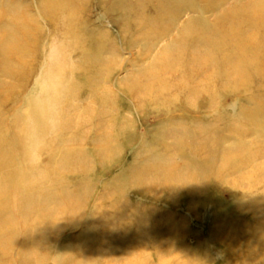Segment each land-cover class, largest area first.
<instances>
[{
	"label": "rangeland",
	"instance_id": "obj_1",
	"mask_svg": "<svg viewBox=\"0 0 264 264\" xmlns=\"http://www.w3.org/2000/svg\"><path fill=\"white\" fill-rule=\"evenodd\" d=\"M3 1L0 28L12 26ZM7 1L24 18L9 36L25 31L29 51L22 67L0 52V146L17 192L9 198L15 206L29 178L39 189L34 202L46 195L54 213L28 219L25 247L18 228L5 234L0 264H264V0H169L161 12L169 19L159 22L155 7L165 0H66L71 14L55 21L43 0ZM67 17L81 42L66 38ZM98 41L107 47L101 54ZM71 82L79 84L69 93L75 108L64 116L51 101L70 102L60 90ZM92 85L100 99L109 93L104 105ZM34 107L35 120L26 115ZM37 120L44 138L35 143ZM98 134L105 137L94 144ZM61 149L81 154L82 164L56 166L68 172L54 182L50 159ZM7 211L2 222H26ZM141 227L147 246L135 242Z\"/></svg>",
	"mask_w": 264,
	"mask_h": 264
},
{
	"label": "bare ground",
	"instance_id": "obj_2",
	"mask_svg": "<svg viewBox=\"0 0 264 264\" xmlns=\"http://www.w3.org/2000/svg\"><path fill=\"white\" fill-rule=\"evenodd\" d=\"M4 1H6V2H4ZM3 2V7L5 8V10H3L4 11V13L2 12V14H4L3 16L4 17H8V18H11V20H12V26L11 25H8V26H6V25H3L0 29H1V34H0V52L1 53H4L5 54V56H6V58L7 57H14L17 61H19L21 64L19 65L20 67H22L23 65V63H22V61L24 60V58H26V56H27V54H28V47H27V42H26V37H27V34H26V32L25 31H21V33H18V35L16 36V37H10L9 36V30H11V29H13V28H17V29H20V28H22L21 27V24L23 23L24 24V18H19V16H18V14L16 13V11H13L12 9H11V7H8L9 5L7 4L8 3V1L7 0H4ZM169 0H165L164 2H165V5L163 6V5H161V1H158V3L156 4V7H155V9L156 10H158L159 12H156V14H155V19H154V21H164V20H168L169 19V15H170V12L169 11H167L166 12V14H167V16H165V17H162V14H161V12H162V9L165 7V6H168V5H170V2H168ZM173 1V0H172ZM65 2H66V0H64V1H62V0H43V8L46 10V11H44V13H47V16H49V17H51V19L53 20V21H55L57 18H58V16H61V14L62 13H64L63 15H65V12L67 13V12H69V6L67 5V4H65ZM80 2V1H79ZM211 2V1H210ZM252 2V1H251ZM75 3V2H74ZM204 3V2H203ZM11 4V3H10ZM125 4V3H124ZM205 4V3H204ZM7 5V6H6ZM172 5V4H171ZM244 5V4H243ZM249 5H251V4H249ZM249 5H247V6H249ZM189 6V5H188ZM73 7V6H72ZM116 7V6H115ZM206 7V6H205ZM212 7V6H211ZM176 8V7H175ZM246 8V7H245ZM264 8V7H263ZM205 9V8H204ZM240 9V8H239ZM244 9V8H243ZM245 10H247L248 12H250V13H254V16H255V14H259V13H257L258 12V10H256L255 8H251V7H247ZM164 12V11H163ZM173 12V11H172ZM205 12H206V10H205ZM233 12V11H232ZM70 13V12H69ZM193 13V12H192ZM234 13V12H233ZM235 13H236V11H235ZM244 13V12H243ZM262 13V12H261ZM71 14V13H70ZM46 15V14H45ZM185 15V14H184ZM231 15H233V14H231ZM249 15V14H248ZM251 15V14H250ZM261 15V14H260ZM66 16V15H65ZM253 16V17H254ZM167 17V18H166ZM243 17V16H242ZM245 17V16H244ZM63 18V17H62ZM258 18H259V16H258ZM257 18V19H258ZM59 19V18H58ZM218 19V18H217ZM232 19V18H231ZM240 19H241V17H240ZM256 19V20H257ZM59 20H61V19H59ZM65 20H67V26H66V29H65V36H66V38L67 39H69L70 41H72L73 43H76V40H78V42L80 41V39L81 38H83V37H77L76 36V34H73V33H75V32H77V28H78V25L79 24H75L74 23V21H73V19H69L68 17L67 18H65ZM247 20V19H246ZM255 20V21H256ZM58 21V20H57ZM79 21V20H78ZM170 21V20H169ZM252 21V20H251ZM260 21H261V19H260ZM52 22V21H51ZM77 22V21H76ZM242 22H244V21H242ZM248 22V21H247ZM6 24V23H5ZM206 24V23H205ZM261 24V23H260ZM263 24V23H262ZM261 24V25H262ZM63 25H65V24H63ZM177 25V24H176ZM190 25V24H189ZM14 26V27H13ZM62 26V25H61ZM186 26V25H185ZM198 26V25H197ZM208 26V25H207ZM262 26H264V25H262ZM9 27V28H8ZM87 27V26H86ZM196 27V26H195ZM259 27V26H258ZM258 27H256V29H257V31L259 30L258 29ZM182 28V27H181ZM200 28V27H199ZM261 28V27H260ZM23 29V28H22ZM83 29V28H82ZM169 27H165L163 30H162V32L160 33V34H158V37H159V39L160 38H165V37H167L168 36V33H169ZM198 30V29H197ZM12 31H14V30H12ZM196 31V30H195ZM200 31V30H199ZM83 32V34H85L84 32V30L82 31ZM148 32V31H147ZM190 32H192L193 34H195L194 33V30L192 29V30H190ZM171 33V32H170ZM191 33V34H192ZM264 33V32H263ZM262 33V34H263ZM153 34V33H152ZM156 34V33H155ZM58 35V34H57ZM63 36V35H62ZM64 36V37H65ZM191 36V35H190ZM203 36V35H202ZM264 36V35H263ZM64 37H62V38H64ZM85 37V36H84ZM228 37V36H227ZM247 37V36H246ZM202 38V37H201ZM214 38V37H213ZM87 39H89V38H87ZM221 39V38H220ZM201 40V39H200ZM222 41V40H221ZM223 41H224V39H223ZM222 41V42H223ZM81 42V41H80ZM145 42V41H144ZM161 42V41H160ZM179 41H178V39L176 40V38H175V40H172V43L171 44H169V46H167V48H166V50H164V51H166V53H168L169 51H173V50H175V48H177V46H175L177 43H178ZM208 42V41H207ZM226 42V41H225ZM245 42V41H244ZM91 43V42H90ZM105 43V42H104ZM202 43V42H201ZM261 43V42H260ZM85 44V43H84ZM152 44V43H151ZM197 44H199V43H197ZM196 44V45H197ZM250 44H252V42L250 43ZM262 44H263V40H262ZM261 44V45H262ZM69 45V44H68ZM91 45V44H90ZM154 45V44H153ZM247 45H248V43H247ZM73 45H70V48H72L73 49V47H72ZM96 46V50H97V52L98 53H102L104 50H105V48L107 49V47H106V44H103L102 42H97V44L95 45ZM192 46V45H191ZM200 46V45H199ZM244 46V45H243ZM249 46H251V45H249ZM256 46H257V44H256ZM67 47V46H66ZM90 47V46H89ZM145 47V46H144ZM158 47V46H157ZM246 47H248V46H246ZM262 47V46H261ZM69 48V46H68V50L70 49ZM76 48L77 49H79V48H82V45L81 44H76V46H74V50H76ZM250 48V47H249ZM36 49V48H35ZM251 49V48H250ZM249 49V50H250ZM255 49V48H254ZM260 49H262V48H260ZM32 50V49H31ZM83 50H85V49H83ZM82 50V51H83ZM256 50V49H255ZM77 51V50H76ZM79 51H80V49H79ZM191 51V50H190ZM264 51V50H263ZM84 52V51H83ZM82 52V53H83ZM162 52V51H161ZM112 53V48H110V49H108V54H111ZM249 53V52H248ZM81 54V53H80ZM113 54V53H112ZM162 54V53H161ZM243 54V53H242ZM247 54V53H246ZM78 55V54H77ZM106 55V54H105ZM163 55L165 56V53L163 52ZM210 55H212V54H210ZM245 55V54H244ZM80 56V55H79ZM84 56V55H83ZM82 55H81V57L84 59V57H83ZM96 56V55H95ZM94 56V57H95ZM178 56H181V55H178ZM108 57V56H107ZM214 57V56H213ZM81 59V58H80ZM82 59V60H83ZM98 59H99V57H98ZM97 59V60H98ZM104 59V58H103ZM101 60V59H100ZM107 60V59H106ZM9 61V63H11L10 62V60H8ZM81 61V60H80ZM103 61V60H102ZM25 62V61H24ZM82 62V61H81ZM215 62V61H214ZM15 63H17V62H15ZM154 63V62H153ZM26 64V63H25ZM81 64V63H80ZM89 64H91V62L89 63ZM102 64V63H101ZM162 64V63H161ZM202 65V64H201ZM91 65H88L87 66V68H89ZM153 66V65H152ZM10 67H13V65H12V63H11V65H10ZM104 67V66H103ZM102 67V68H103ZM150 67V66H149ZM160 67V66H159ZM200 67V66H199ZM18 68V67H17ZM54 69V68H53ZM149 69V68H148ZM153 69H154V66H153ZM183 69V68H182ZM90 71H89V73H91L92 71H94V70H91V69H89ZM150 70H152L151 68H150ZM196 70V69H195ZM199 70H200V68H199ZM154 71V70H153ZM192 72V71H191ZM198 72V71H197ZM97 73V72H96ZM193 73V72H192ZM195 73V72H194ZM99 74V73H98ZM158 75V74H157ZM192 75V74H191ZM184 76H186V75H184ZM190 76V75H189ZM97 77H98V75L97 76H95L94 78H93V80L94 79H97ZM156 78V77H155ZM190 78V77H189ZM85 79V78H84ZM74 81V80H73ZM95 81H97V80H95ZM99 81V80H98ZM190 81H191V78H190ZM75 82H77V81H75ZM100 83V82H99ZM172 83V82H171ZM186 83H188V82H186ZM185 83V84H186ZM178 84V83H177ZM210 84V83H209ZM208 84V85H209ZM79 84L78 83H69V84H66V87H62L63 88V90H60V94L61 95H63V96H65V95H67V100H69L70 98H71V96L69 95V93H71V90H73L72 88H74V87H76V86H78ZM208 87V86H207ZM92 88H94V90H93V94L92 95H94V96H97L98 97V95L99 94H97V93H99V91H100V89L99 90H97V88H96V86L94 85V87H93V85H92ZM98 88H99V85H98ZM152 88V87H151ZM161 89V88H160ZM159 89V90H160ZM97 90V91H96ZM148 90V89H147ZM152 90V89H151ZM158 90V89H157ZM103 91V90H102ZM105 91V90H104ZM54 92V91H53ZM97 92V93H96ZM150 92V91H149ZM55 93V92H54ZM101 93V92H100ZM157 93H159V91L157 92ZM85 94H87V93H85ZM108 94L109 93H107V92H105L104 93V95L103 96H100L102 99H100L99 97V101H100V106H101V104H102V102H103V99H104V102L106 101V96H108ZM85 97V96H84ZM90 97V96H89ZM92 98V97H91ZM92 99H94L95 101H96V98L94 97V98H92ZM71 101L70 102H64V101H62V102H53V101H51L52 103H51V105L52 106H54V109H56V111L57 110H59V114H61V115H64V113H63V111L62 110H64L65 108H75V104H74V100L71 98L70 99ZM94 101V102H95ZM97 104H98V101H97ZM102 105H104V104H102ZM51 106V107H52ZM78 106V105H77ZM98 107V106H97ZM39 110H37L35 107L33 108V109H31V110H29V111H27L26 112V115H27V117H29V118H31V119H37V117H38V114H39V112H38ZM73 112V111H72ZM74 115V114H73ZM65 116V115H64ZM76 117H80V115H75ZM71 118H72V116H69V117H66L65 118V124L67 125L69 122H70V120H71ZM102 126V125H101ZM35 128H36V130H35ZM100 130V129H99ZM102 136H104V135H99L98 134V136H96V139H95V141H94V144H97V143H99V141H101V139H102ZM105 137V136H104ZM31 138H32V141L33 142H35V143H37L38 142V140H40V139H43L44 138V135H42V131H40V123H39V121L37 120L36 122H35V126H34V128H33V130L31 131ZM36 138H39V139H36ZM109 139V138H108ZM62 141V146H63V142H65L66 143V138L64 139V137H60L59 138V140H57V141ZM103 140H105V139H103ZM110 140V139H109ZM108 141V140H107ZM109 145V144H108ZM109 146H111V144L109 145ZM109 146H106L105 148H103L102 149V147H100V148H96L97 150L96 151H98L97 153L98 154H101L102 152H105V151H108L109 150ZM0 148H1V146H0ZM80 151V150H79ZM0 154H1V156H0V164H2V166H3V168L1 169L0 168V170H1V172H2V174H3V176H2V180H1V183H2V185H0V243L2 242V239H5L6 240V236L8 235L9 236V234H10V236H12V233H10L9 231H13V229L15 230V228H18V231H17V229H16V231L17 232H19V233H21V236L22 237H24V239H23V242H20V243H22L23 244V247H25V246H27V245H29L30 243L29 242H27V237H28V235L30 234V232H32L31 231V229H30V226L28 225L29 223H28V219H30L31 217H33L35 214H37V215H40L39 217H42V221H43V219H44V221H45V215L47 216L48 214H50V215H52L53 216V213H54V210H53V207L52 206H50L49 208H47L48 207V205L50 204V203H46V202H48V199L49 198H47V196L45 195V196H39V198H40V200H38V201H40V202H38V203H35L34 201H36V199H35V195H34V190H39V189H35V188H33L32 186H31V182L29 181V178L28 179H26L25 180V182H24V184L21 186V187H23V189L22 188H20L22 191H20V194H19V196H18V200H17V202L15 203V206H14V204L11 202V200H10V198H9V196H10V194H12L13 193V189L12 188H10L9 186H8V184H9V182L11 181L10 180V172H11V169H12V160H11V158H9V156H8V151H7V149H5L4 147H2L1 149H0ZM58 152H59V150H58ZM76 151H64L63 149H61V151H60V153H59V156L57 157V158H51L50 160H51V162H50V164H52L53 166H54V168L55 169H52V170H50V172L52 171L53 173H52V176H53V174H55L54 176H55V181L54 182H56V181H58L57 180V177H59L60 176V171L61 172H64V171H66V172H68V170H69V168H73L75 165H79L80 164V166H81V164H82V159H83V156L81 155V154H79V156H77V157H71L70 155H72V154H77V153H75ZM81 152V151H80ZM83 152V151H82ZM110 152V151H109ZM30 153H34V152H30ZM105 153H107V152H105ZM32 155V154H31ZM60 156H62V157H60ZM83 163H85V161L83 162ZM63 166L64 168H66V169H68V170H66V169H58V168H56V166ZM85 165V164H84ZM38 167V166H37ZM84 168H85V166H84ZM86 169V168H85ZM82 170H83V167H82ZM84 171V170H83ZM70 172V171H69ZM73 172H75V171H73ZM72 172V173H73ZM158 173H161L160 171H154V172H152V174H158ZM37 176V175H36ZM147 176V175H146ZM46 177V176H45ZM86 177V176H85ZM157 179L160 177H158V176H155ZM62 181V180H61ZM50 182V181H49ZM60 183V182H59ZM62 183V182H61ZM50 184H52L51 182H50ZM62 185V184H61ZM61 185H59L60 187H61ZM41 186V185H40ZM44 186V185H43ZM65 186V185H64ZM53 187V186H52ZM41 188H43V187H41ZM49 188V187H48ZM56 188V187H55ZM51 189V188H50ZM40 190H42V189H40ZM55 190V189H54ZM57 190V189H56ZM43 191V190H42ZM48 191V190H47ZM50 191H52V190H50ZM77 192V191H76ZM17 192H15L14 191V194H16ZM48 193V192H47ZM58 193V192H57ZM76 194V193H75ZM78 194V193H77ZM61 195H63V194H61ZM79 195V194H78ZM81 196H83V195H81ZM58 197V196H57ZM56 202V201H55ZM60 202V201H59ZM52 203V202H51ZM70 203L71 202H69V203H67L68 205H70ZM74 203V202H73ZM56 204V203H55ZM76 203H74V205H75ZM14 206V207H13ZM57 206V205H56ZM55 206V207H56ZM52 207V208H51ZM60 208H61V206H60ZM72 208V207H71ZM55 209H57V208H55ZM5 210H9V211H7V212H11L10 214H12V211L11 210H13V212H17L16 213V215H17V217L20 219V218H26V222H24V224H19V225H17V223L15 224V225H17V227H14L12 224L13 223H11L10 224V221H8L7 223L6 222H2V219H1V215H2V213H4V211ZM62 210V209H61ZM56 211V210H55ZM58 211V210H57ZM58 212H60V210L58 211ZM64 213V212H63ZM61 214V213H60ZM64 214H66V213H64ZM13 215V214H12ZM14 216V215H13ZM21 216V217H20ZM55 216H56V214H55ZM61 217H63L62 215H61ZM65 217V216H64ZM68 217V216H67ZM50 218V217H49ZM136 218V217H135ZM32 219V218H31ZM47 219V218H46ZM21 220V219H20ZM37 220V219H36ZM52 220H54L55 221V219H53L52 218ZM69 220H70V218H69ZM33 221V220H32ZM65 221V220H64ZM38 223V222H37ZM46 223H47V220H46ZM46 223H44V224H46ZM143 223V222H142ZM50 224V223H49ZM137 224H138V222H137ZM141 224V223H140ZM33 225H34V223H33ZM35 225H36V222H35ZM42 224H40V226H41ZM5 226V227H4ZM40 226H38V227H40ZM51 225H49V228H51L50 227ZM32 227V226H31ZM140 227V226H139ZM150 227V226H149ZM4 228H6L5 230H4ZM47 228V227H46ZM147 228V227H146ZM146 228L145 227H141L140 228V234L138 235L137 234V236H134V237H136L135 238V242L136 243H140V244H142L143 245V243H142V236H144L145 235V232H146ZM39 229V228H38ZM38 229H36V230H33V232H36ZM150 229V228H149ZM149 229H147V231L149 230ZM42 229H40V231H41ZM55 229H53V231H54ZM7 231V233H5ZM48 231H50V230H48ZM8 232H9V234H8ZM38 232V231H37ZM55 232H57V231H55ZM54 232V233H55ZM5 234H7V235H5ZM147 234V233H146ZM4 235V236H3ZM142 235V236H141ZM151 235V234H150ZM17 236V235H16ZM9 238V237H8ZM40 238V237H39ZM150 238V237H149ZM33 239V238H32ZM16 240V239H15ZM14 240V241H15ZM21 240V239H20ZM41 240V239H40ZM45 240V239H44ZM13 241V240H12ZM13 241V242H14ZM32 241V240H31ZM43 241V240H42ZM146 241V240H145ZM88 242V241H87ZM154 242V244H155V242L156 241H153ZM33 243V242H32ZM14 244V243H13ZM13 244H11V245H13ZM21 244V245H22ZM147 243H144V245L143 246H145ZM151 244V243H150ZM19 246V245H18ZM77 246V245H76ZM81 246V245H80ZM147 246V245H146ZM9 248H10V246L9 245H7V244H4V245H0V253H6L8 250H9ZM19 248H21V247H19ZM82 248H84V247H82ZM73 249V248H72ZM12 250V249H11ZM28 250V249H27ZM38 250V249H37ZM77 250V249H76ZM75 250V252H77ZM36 251V250H35ZM82 251V250H81ZM84 251V250H83ZM21 252V251H20ZM8 253V252H7ZM23 253V252H22ZM21 253V254H22ZM43 253V252H42ZM83 253V252H82ZM3 255V254H2ZM30 255H32V253L30 254ZM69 255V254H68ZM18 256V255H17ZM21 256V255H20ZM1 257V256H0ZM86 257V256H85ZM83 258H84V256H83ZM88 258V257H87ZM143 258V257H142ZM99 260V259H98ZM124 260V259H123ZM133 260V259H132ZM3 261V260H2ZM2 261H1V263H2ZM95 261V260H94ZM97 261V260H96ZM136 262V261H135ZM4 263V262H3ZM2 263V264H3ZM6 263V262H5ZM21 263V262H20ZM41 263H42V261H41ZM129 263H130V261H129ZM32 264V263H31ZM36 264V263H35ZM92 264V263H91Z\"/></svg>",
	"mask_w": 264,
	"mask_h": 264
}]
</instances>
